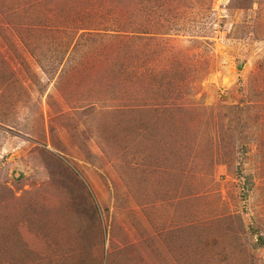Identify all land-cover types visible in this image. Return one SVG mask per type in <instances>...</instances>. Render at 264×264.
Masks as SVG:
<instances>
[{
    "label": "rangeland",
    "instance_id": "rangeland-1",
    "mask_svg": "<svg viewBox=\"0 0 264 264\" xmlns=\"http://www.w3.org/2000/svg\"><path fill=\"white\" fill-rule=\"evenodd\" d=\"M0 264H264V0H0Z\"/></svg>",
    "mask_w": 264,
    "mask_h": 264
}]
</instances>
